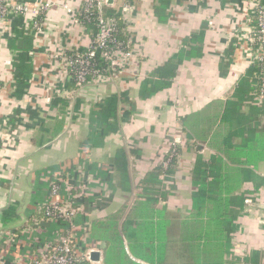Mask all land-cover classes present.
Here are the masks:
<instances>
[{"label": "crops", "instance_id": "crops-1", "mask_svg": "<svg viewBox=\"0 0 264 264\" xmlns=\"http://www.w3.org/2000/svg\"><path fill=\"white\" fill-rule=\"evenodd\" d=\"M9 1L27 5L30 10L50 5L43 15L11 13L0 21V264H35L46 245L57 242L69 229L76 236L81 254L90 249L100 251L99 261L87 260L84 264H107L105 245L90 234L93 222L105 220L121 209L126 210L127 216L143 192L140 186H127L121 179L114 166L117 151L124 147L140 153L128 156L127 177L133 185L130 170L136 156H143L156 140L160 142L167 122H171V127L174 124L178 112L175 104L171 105L175 96L188 97L194 104L181 115L200 111L234 94L253 65V45L248 38L255 27L253 4L248 0H171L157 15L155 7H160V0H111L105 8L121 13L129 39H141L140 47H133L145 58L135 57L124 72L75 89L62 57L66 51L87 48L93 40L95 31L79 18L86 0ZM39 16L44 19L40 30L35 27ZM192 34H197V43L193 44L197 54L178 65L170 87L142 98V82L180 49L190 52L191 46H186L184 40ZM20 53H27L24 62L31 64L30 84L25 92L17 89L14 73L15 63L21 64L17 59ZM112 94H126L128 100H121L118 105V130L106 133L102 109ZM251 104L247 102L242 112L248 114ZM136 115L143 119H132ZM178 116L176 125L181 126ZM258 120L264 124V112ZM147 124L149 129L158 131L157 139L147 143L149 147L141 145L140 150L133 143L138 137L147 136ZM188 144L185 152L194 151L193 162L198 154L208 159L216 152L206 141L197 143L196 148L191 142ZM205 146L209 147L207 155ZM158 164L159 161L147 167L139 179ZM192 168L187 175L179 177L175 172L167 176L173 186L174 182L181 185L185 177L190 192L184 191L183 198L172 196L166 185L168 198L158 202L167 208L170 221L163 264H200L196 259L200 251L192 254L186 246L189 236L182 230L196 190ZM255 171L264 178V163ZM58 178L63 195L83 201L85 209L71 222H37L36 215L51 199V187ZM82 182L86 184L85 191L77 188ZM246 187L253 188L250 184ZM254 193L255 206L238 219L239 228L231 235L229 252L210 254L213 264H245L242 258L254 251L264 253V186ZM185 197L187 203H181ZM172 198L174 203H169ZM181 210L184 218L174 215ZM124 248L133 261L147 264L133 256L127 239Z\"/></svg>", "mask_w": 264, "mask_h": 264}, {"label": "trees", "instance_id": "trees-1", "mask_svg": "<svg viewBox=\"0 0 264 264\" xmlns=\"http://www.w3.org/2000/svg\"><path fill=\"white\" fill-rule=\"evenodd\" d=\"M170 1L160 0V7H155L157 15L165 10ZM104 11L107 17L116 18L118 23V31L114 34L110 48L129 51L133 43L130 42L121 13L106 8ZM79 18L86 27L95 31L94 39L98 32L96 21H88L83 8L79 10ZM184 43L191 46L190 52L182 48L163 66L152 71L151 77L142 82V98L153 97L158 91L170 87L178 65L185 58L197 54V48L193 45L197 43V34L186 38ZM253 48L256 49L257 46L254 44ZM87 52V48L79 50L82 55ZM27 56V53L18 54L17 59L21 64L14 65L17 89L19 91L22 89L23 92L28 90L31 76V64L24 62ZM65 56L69 59L75 58L76 52L66 51ZM92 62L93 68L104 76L113 75L109 62L102 57V51L97 52ZM24 73L26 81L23 79ZM260 74L261 65L255 62L236 86L234 94L225 101L216 100L200 111L178 116L187 141L192 143V148H196L197 143L206 141L216 149L215 154L208 159L200 154L195 157L192 183L196 190L192 194V209L182 221V230L189 236L186 246L193 255L200 251L197 258L194 256L200 264H213L214 259L209 258L210 254L229 252L232 245L231 235L239 228L237 221L251 208L248 207L247 200L256 198L254 192L260 191L264 186V178L255 171L264 163V124L258 120V115L264 112V104H258L255 100L256 92L260 89ZM69 76L72 78V86L77 89L73 69H69ZM121 95L122 97L112 94L105 99L102 122L106 133L118 130L115 122L118 105L121 100L127 99L126 94ZM247 102L252 104L250 112L245 114L242 109ZM129 153L140 154L136 150H126L122 147L114 159L115 169L127 186L130 182L126 171ZM179 156L178 148L174 153L169 151L163 157L170 160L168 168L165 169L159 162L155 169L145 174L137 185L143 192L137 196L127 216L126 210L121 209L105 220L93 222L90 234L105 245L107 264H139L126 253L125 239L128 240L135 258L147 264L165 262L170 221L166 215L167 208L159 206L158 202L160 198L165 200L168 198L169 193L164 190L166 186L163 180L175 174ZM247 184L253 188L249 189L246 187ZM8 212V210L4 212L5 216ZM47 220L49 216L44 207L37 213L36 221ZM263 254L254 251L242 260L245 264H264Z\"/></svg>", "mask_w": 264, "mask_h": 264}, {"label": "built area", "instance_id": "built-area-1", "mask_svg": "<svg viewBox=\"0 0 264 264\" xmlns=\"http://www.w3.org/2000/svg\"><path fill=\"white\" fill-rule=\"evenodd\" d=\"M107 3L108 0L85 1L82 7L84 13L89 19L88 21H96L98 32L87 47L88 52L86 54L82 55L79 53V50H75V58L69 59L66 56L62 57L67 63L68 71L69 69H73L78 89L84 88L90 81L98 83L105 79V76L99 70L93 68L92 59L96 56L98 51H102V57L109 62L113 75L122 73L129 64L127 61L132 58V49L129 51H122L121 49L116 50L110 48V43L114 41V34L118 31V23L116 18L106 16L104 9ZM252 4L256 22L254 29L249 35V40L251 44H255L257 48H252L251 60L252 64L259 62L261 65V74L259 75L260 89L256 92L255 100L258 104H264V3L263 0H253ZM49 5L50 4L42 5L41 7L30 10L29 7L26 6H23L24 8L22 9L20 4H12L9 0H0V19L5 18L10 7L15 8L18 6L19 9L27 12V14L32 13L33 16L36 17L39 13H45ZM42 25V17L39 16L37 20H35V27L40 30ZM130 42L132 43L131 40ZM56 59L58 58L56 57ZM90 75L91 78H89ZM176 149L177 148L174 147L169 151L174 153ZM160 162L165 169L170 166L169 159L162 158ZM77 188L85 191L86 184L82 182ZM82 191H80V193L83 194ZM50 195L51 199L42 207L46 208L49 220L62 219L71 222L78 214L84 211L81 202H76L74 199L63 195L60 178L52 184ZM253 202L252 199L247 200V204L249 205ZM12 235H15V233ZM75 239L76 236L72 230L69 229L57 242L46 245L37 256L35 264H84L87 260L91 261V252L98 250L90 249L86 250L84 254H81L78 251Z\"/></svg>", "mask_w": 264, "mask_h": 264}, {"label": "rangeland", "instance_id": "rangeland-1", "mask_svg": "<svg viewBox=\"0 0 264 264\" xmlns=\"http://www.w3.org/2000/svg\"><path fill=\"white\" fill-rule=\"evenodd\" d=\"M249 1L252 3L253 0H248V2ZM18 4H20L22 9L24 8L23 6H25L22 3H18ZM26 7H27V5H26ZM11 13L20 14V15L21 14L22 15H27V12L19 9L18 6L15 7V8L10 7V10L7 12V15L5 16V18L7 16H9ZM43 14L44 13H39L38 15H43ZM1 20H3V19H0V21ZM43 20L44 19H42V21ZM132 41H133V44H135L136 46L140 47V44H141V42H140L141 39L140 38H136V39L133 38ZM133 49H135V46L133 47ZM138 54H139L138 50L136 52V49H135V54L132 51V58L129 61H127V63L130 64V65L128 64L129 66L132 65L131 61L135 57L138 60H140L142 58H145L144 56H142L140 54L138 55ZM128 65H127V67L125 69L129 68ZM175 97L173 98V102H172L171 106H173L175 104L174 107H175V109H176V111L178 113H177V115L175 114V117H174L175 120H174V124L172 125V127L170 126L171 122H167L166 123V130L164 131V134L161 135L160 142L157 143V140H156L157 138L155 137V134H157L158 131L156 129H154V128H152V129L150 128L149 129V124H147L148 126H146L147 129L145 130V132H147V136L138 137L136 140H134V143H133L134 147L138 146L137 149H140V150H141V148H139V147L141 145L142 146L146 145L147 147H149L147 143H151L152 141H155V140L156 141L154 142V144L152 146L150 145L151 148L149 149V151H144V153H142L143 156H141V157L136 156L137 161H134L132 163V165H131L130 175L132 177L133 185H131L130 182H129L130 186H134L135 187L136 185H138V183L140 182L139 178L144 174V172L146 171L147 167L148 168L153 167L154 163H156L158 161L160 162L161 159L163 158V156L171 148H174V147L178 148L179 153H180V156L178 158V163L176 165V174L178 176L179 175L183 176L184 173H185V175H187L188 171H190V169L192 168L193 163H194L193 162V160H194V151L192 150V152H191L192 154L185 152L186 148L189 145L188 144L189 142L186 139V135L183 132L182 127L180 125H176V123H178L177 119H176V116H178L180 113H184V112H187L188 110L192 109L194 104L192 103V101L188 97H186L185 99H182V98H179V97L175 98ZM165 108H166V106H165ZM123 113L125 114L126 118L130 117L128 115V113H126V111L123 110ZM136 118L142 120L143 116L140 118V117H137V115H136L132 119H136ZM147 121L150 122L151 118L147 119ZM130 138H131L130 136H127L128 140H130ZM207 147L205 148V155H207V153H209V149H208L209 147L208 148ZM184 178L185 177H183V181H182L181 185L177 184L176 182H174L175 183L174 186H173V183H172L171 179L167 178V179L163 180L164 183H165V186L169 185L167 190L171 191L170 193H171L172 196H178V197L180 196L181 198H183V196H184L183 192L184 191H186L187 193L190 192L191 189L189 188V184H187V182L185 181ZM175 186L177 188H175ZM178 186H180V187H178ZM187 196H188V194H187ZM186 200L187 199L185 197L183 200H181V203L182 202L184 204L187 203ZM252 200L256 201V198H252ZM169 203H174V198H172V200L169 201ZM81 205H83V207L85 209V204H84L83 201H81ZM254 206H255V202H253L248 207H251L250 209H252V207H254ZM173 213L177 217L178 216H182L183 218L185 217L184 216L185 214L182 212V210L180 212L177 211V212H173ZM248 213L249 212L244 213L243 216L245 214L247 216ZM182 217H178V218H182ZM260 219H261V221H263L262 218H260ZM263 223H264V221H263ZM176 225H175V233H176V227L178 226V225L177 226ZM177 232H178V230H177Z\"/></svg>", "mask_w": 264, "mask_h": 264}, {"label": "water", "instance_id": "water-1", "mask_svg": "<svg viewBox=\"0 0 264 264\" xmlns=\"http://www.w3.org/2000/svg\"><path fill=\"white\" fill-rule=\"evenodd\" d=\"M111 0H108V3H110ZM198 148L200 149V146H198ZM101 257L100 251H92L90 254V259L93 262L99 261Z\"/></svg>", "mask_w": 264, "mask_h": 264}]
</instances>
